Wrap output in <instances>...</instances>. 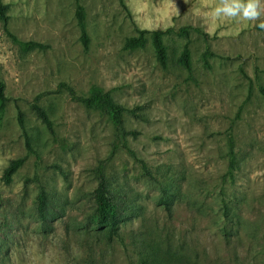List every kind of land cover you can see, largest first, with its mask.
<instances>
[{
    "label": "rangeland",
    "instance_id": "1",
    "mask_svg": "<svg viewBox=\"0 0 264 264\" xmlns=\"http://www.w3.org/2000/svg\"><path fill=\"white\" fill-rule=\"evenodd\" d=\"M80 1L88 46L76 0H4L0 264H264V29L256 26L264 14L217 18L220 0ZM187 25L208 39L167 29ZM137 28L165 30L167 68L150 33L144 48H124ZM9 32L45 47L24 48ZM186 46L191 71L179 62ZM62 83L81 96L99 86L138 107L122 127L137 134H123L108 112L86 107ZM16 158L25 161L6 183ZM101 174L121 217L112 238L93 218ZM42 189L54 214L45 224Z\"/></svg>",
    "mask_w": 264,
    "mask_h": 264
},
{
    "label": "trees",
    "instance_id": "2",
    "mask_svg": "<svg viewBox=\"0 0 264 264\" xmlns=\"http://www.w3.org/2000/svg\"><path fill=\"white\" fill-rule=\"evenodd\" d=\"M77 9H76V17L78 20L79 28L81 29V39L85 46L89 44V36L87 32V24H86V11L85 7L81 3L80 0H76ZM9 4L4 2V0H0V18L6 25L9 20L8 14ZM4 25V26H5ZM195 30L198 33L202 34L206 39H208V33L202 30L198 26H182L177 28V30L173 28H167L168 31L174 30L175 33L189 36L190 31ZM148 33H150L151 42L155 50L156 57L163 68H167L169 65V54H168V46L164 40L165 30L163 29H154L148 30L146 28H137V34L130 36L126 39L124 48L128 50H136L140 48H144L148 43ZM12 39L19 43L24 48H44L45 45L41 42L34 41V40H21L15 34L9 32ZM215 53L210 49H206L203 54V63L204 66L207 68L211 67L210 58L213 57ZM180 64L186 68V70L191 71L192 69V61H191V54L186 46L182 51L179 57ZM63 87H66L73 98L82 102L86 107L94 110H101L108 112L109 116L111 117L113 123L117 126V128L123 132V134H132L136 135L137 131L131 130L126 131L122 130L124 121H125V114L131 113L135 116H138V107L130 109L120 103H118L115 98L113 97L110 91H106L99 86H93L90 90V93L87 96L78 95L75 89L65 83H62ZM5 87L6 84L3 80L0 79V110L6 105L8 100V96L5 94ZM261 91L264 93V87H261ZM34 110L37 112L38 116L46 122L49 127H51V121L49 116L47 115L46 111L43 108L35 104ZM22 120V119H21ZM232 143V141H231ZM233 153V152H232ZM231 154V162L233 163V155ZM25 159L24 158H16L12 159L10 163L5 167L3 179L6 183H10L14 173L23 165ZM145 166V164H144ZM112 190L110 189L109 185L107 184L106 178L103 174L99 177V183L95 188L94 193V213L93 218L94 222L99 228H106L110 238L114 237L118 234L120 229V212L118 210L117 204L115 202V198L111 193ZM165 193V191H164ZM163 193V194H164ZM162 203L166 205L168 211H171L172 207L171 204H168L165 199L161 200ZM37 214L42 221V223H47L54 219L53 210L50 204V200L48 197L47 192L44 189L39 191L37 196ZM147 264V263H145Z\"/></svg>",
    "mask_w": 264,
    "mask_h": 264
},
{
    "label": "clouds",
    "instance_id": "3",
    "mask_svg": "<svg viewBox=\"0 0 264 264\" xmlns=\"http://www.w3.org/2000/svg\"><path fill=\"white\" fill-rule=\"evenodd\" d=\"M264 14V4L261 0H220L214 9L217 18H228L233 20L255 21ZM264 29V22L256 25Z\"/></svg>",
    "mask_w": 264,
    "mask_h": 264
}]
</instances>
